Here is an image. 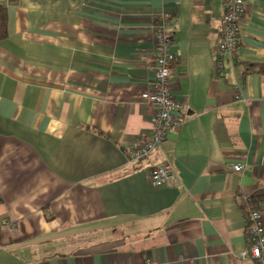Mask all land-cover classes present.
I'll list each match as a JSON object with an SVG mask.
<instances>
[{"label":"crops","instance_id":"obj_1","mask_svg":"<svg viewBox=\"0 0 264 264\" xmlns=\"http://www.w3.org/2000/svg\"><path fill=\"white\" fill-rule=\"evenodd\" d=\"M0 5V264H253L240 254L247 201L264 218V0H246L243 50L222 73L224 0ZM163 11L186 123L130 163L123 150L155 120L142 96ZM164 162L179 185L153 188Z\"/></svg>","mask_w":264,"mask_h":264},{"label":"built area","instance_id":"obj_2","mask_svg":"<svg viewBox=\"0 0 264 264\" xmlns=\"http://www.w3.org/2000/svg\"><path fill=\"white\" fill-rule=\"evenodd\" d=\"M224 9L215 55L217 73L224 71L223 57L229 56L236 59L242 53L241 30L247 14L246 0H224ZM172 17L168 11L160 12L153 24L155 58L150 68L153 73V82L151 91L143 94L142 101L155 109V120L148 140L142 141V139L136 138L123 150L130 163H139L149 159L151 154L166 142L172 131L186 123L185 118L178 115L179 105L173 98L171 76L177 59L173 50L174 38L168 30ZM236 99H243L242 94L238 95ZM243 169L242 164L231 168L236 173L242 172ZM149 180L151 186L157 189L164 188L168 184L179 185L178 175L168 162L153 167L149 172ZM244 212L247 220V249L240 254V257L253 264H264L263 215L250 200L247 201Z\"/></svg>","mask_w":264,"mask_h":264},{"label":"trees","instance_id":"obj_3","mask_svg":"<svg viewBox=\"0 0 264 264\" xmlns=\"http://www.w3.org/2000/svg\"><path fill=\"white\" fill-rule=\"evenodd\" d=\"M7 21H8L7 8L5 6L0 5V42L3 41L8 35Z\"/></svg>","mask_w":264,"mask_h":264}]
</instances>
